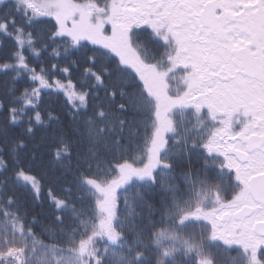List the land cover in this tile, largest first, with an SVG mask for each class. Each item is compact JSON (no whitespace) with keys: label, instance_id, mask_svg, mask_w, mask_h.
<instances>
[{"label":"snow or ice","instance_id":"1","mask_svg":"<svg viewBox=\"0 0 264 264\" xmlns=\"http://www.w3.org/2000/svg\"><path fill=\"white\" fill-rule=\"evenodd\" d=\"M0 264H264V0H0Z\"/></svg>","mask_w":264,"mask_h":264}]
</instances>
